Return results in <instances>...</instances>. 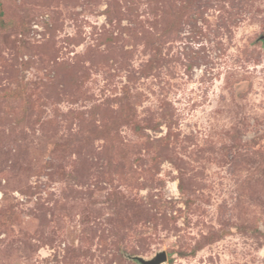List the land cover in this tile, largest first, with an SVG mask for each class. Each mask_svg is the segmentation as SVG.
Listing matches in <instances>:
<instances>
[{
  "label": "rangeland",
  "instance_id": "374dc122",
  "mask_svg": "<svg viewBox=\"0 0 264 264\" xmlns=\"http://www.w3.org/2000/svg\"><path fill=\"white\" fill-rule=\"evenodd\" d=\"M264 264V0H0V264Z\"/></svg>",
  "mask_w": 264,
  "mask_h": 264
},
{
  "label": "water",
  "instance_id": "95a60500",
  "mask_svg": "<svg viewBox=\"0 0 264 264\" xmlns=\"http://www.w3.org/2000/svg\"><path fill=\"white\" fill-rule=\"evenodd\" d=\"M137 259L141 264H160L165 260V253L160 252L150 259H144L142 257H138Z\"/></svg>",
  "mask_w": 264,
  "mask_h": 264
}]
</instances>
